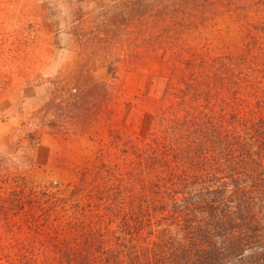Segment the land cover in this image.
Here are the masks:
<instances>
[{
	"label": "rangeland",
	"instance_id": "rangeland-1",
	"mask_svg": "<svg viewBox=\"0 0 264 264\" xmlns=\"http://www.w3.org/2000/svg\"><path fill=\"white\" fill-rule=\"evenodd\" d=\"M248 1L0 0V238L19 242L0 239V264L27 241L53 248L57 199L68 216L95 209L99 169L141 146L146 116L179 101L190 64L264 38V0Z\"/></svg>",
	"mask_w": 264,
	"mask_h": 264
},
{
	"label": "trees",
	"instance_id": "trees-1",
	"mask_svg": "<svg viewBox=\"0 0 264 264\" xmlns=\"http://www.w3.org/2000/svg\"><path fill=\"white\" fill-rule=\"evenodd\" d=\"M251 39L190 64L179 101L146 116L141 146L99 169L95 209L68 216L57 199L53 248L27 241L5 264H264V38ZM14 235L0 239L15 249Z\"/></svg>",
	"mask_w": 264,
	"mask_h": 264
}]
</instances>
